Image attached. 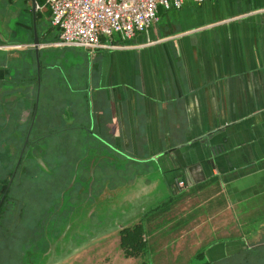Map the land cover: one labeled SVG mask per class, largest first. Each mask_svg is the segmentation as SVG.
I'll return each mask as SVG.
<instances>
[{"label":"crops","instance_id":"obj_1","mask_svg":"<svg viewBox=\"0 0 264 264\" xmlns=\"http://www.w3.org/2000/svg\"><path fill=\"white\" fill-rule=\"evenodd\" d=\"M39 32L53 41L35 47L33 39L28 45L0 38V46L25 47L0 49L7 133L22 139L28 129L41 132L47 125L76 140L82 126L59 125L55 92L42 106L37 101L35 61L37 55L46 66L41 51L73 47L56 45L57 28ZM111 42L120 48H80L91 72L88 110L79 118L101 140L91 136L105 151L102 165L118 172L126 161L145 165L147 173H135L133 180L156 178L164 200L176 196L161 216L163 232H150L149 241L164 249L165 243L189 245L187 260L200 253L199 260L212 264H264V0H187L179 10L159 9L146 31L129 40L115 35ZM66 96L74 122L75 98ZM114 150L126 161L119 162ZM155 207L150 201L131 214L140 219Z\"/></svg>","mask_w":264,"mask_h":264},{"label":"rangeland","instance_id":"obj_2","mask_svg":"<svg viewBox=\"0 0 264 264\" xmlns=\"http://www.w3.org/2000/svg\"><path fill=\"white\" fill-rule=\"evenodd\" d=\"M32 5V0H0L1 40L32 44L30 38ZM37 23L39 31L52 29L47 6H37L36 26ZM16 47L17 49H14L11 45H6L0 46V49L8 52L25 48ZM86 55L87 53L80 48L46 49L41 51V62L44 61L46 66L39 64L40 59L35 55L36 72H40L36 78L37 81L39 78L40 89H38L37 101L40 100L42 106L45 96L48 101L55 92L54 100L59 98L55 104L56 109L58 110V106H62V111L58 116L59 119L61 116L59 125L73 126L77 123V126L82 127L77 129L76 140L73 139L75 134L65 129H61L59 132L45 125L41 132L34 128L31 134V130L28 129L25 140H28L30 135V143L37 140V144H34L35 152L31 154L30 151H27L25 158L29 161V169L35 171V174L38 173L36 176L39 179L32 181L24 176L25 185H20L17 180L11 185L16 191L26 192L25 199L32 205H27L26 214L21 218L28 224L25 223L24 226L18 223L17 227L11 226L10 230L8 229L7 232L11 236L8 237L7 242H10L11 247L7 248V261H1L0 264H141L140 258L124 257L119 248L118 230L125 224L138 221L139 213L131 214L134 209L137 210L150 201L153 202V205L158 206L160 202L168 200H164L163 192L155 187V185L161 184L160 180L156 178L147 182L133 180L135 173L147 171L145 165L137 166L126 161L122 158V153L119 155L115 150L112 153L117 155L119 162L121 160L128 162V167L123 168V172H118V170H112L107 162L102 165L99 156L101 152L105 153V151H101L100 143L92 140L91 136L96 140H100V138L93 132L84 130L86 126L82 123L83 115H80L81 112L84 113L88 110L86 101L88 94L85 92V88L89 87L91 71L83 63V56ZM1 57H3L2 52H0ZM75 80L80 83V86L75 85ZM63 92L75 98L72 100L76 107L74 122L70 121L71 113L69 114V111L65 109L68 97L63 95ZM32 93L36 95L35 88ZM76 98L81 103H78ZM52 112L55 111L50 109L49 114ZM5 114L1 113L0 116L6 119L3 116ZM1 120L0 117V124ZM2 126L0 125V162L4 163L6 162L5 155L10 154L14 157L17 155L18 148L15 146V140L21 134L5 133V127ZM91 162L94 164L91 165ZM113 166L116 167V164L114 163ZM109 175H114V178ZM11 178H9L7 186L11 184ZM31 187H35L37 190V197L30 195ZM2 191L3 185L0 183V194ZM144 195L146 197H143ZM171 201L172 204L175 203L176 196ZM6 202L7 200L4 201L2 207L5 206L7 209ZM127 204L133 205L134 209ZM149 207L151 205H148L147 208ZM161 221V217H158L154 219V224ZM40 223L43 226L35 227ZM14 225L16 224L14 223ZM158 226L160 224H157ZM36 231L40 233L35 236L33 232ZM0 233H2L1 229ZM20 237L26 238L24 239L25 244H21L17 249ZM28 239L31 240L26 241ZM173 240L171 241L174 242ZM177 241L179 240L177 239ZM30 244L31 253L25 256L24 251ZM163 245L157 242L153 243V247L151 246L150 254H148L152 261L151 264H212L197 258L187 260L186 253L191 249L189 245L175 246L165 243L166 249ZM214 264H227V262Z\"/></svg>","mask_w":264,"mask_h":264},{"label":"built area","instance_id":"obj_3","mask_svg":"<svg viewBox=\"0 0 264 264\" xmlns=\"http://www.w3.org/2000/svg\"><path fill=\"white\" fill-rule=\"evenodd\" d=\"M187 0H46L52 28L59 30L57 46L120 48L111 40H129L158 19V11L179 10ZM199 5L205 0H190ZM110 40L103 43V40ZM179 186L183 183L179 182Z\"/></svg>","mask_w":264,"mask_h":264},{"label":"trees","instance_id":"obj_4","mask_svg":"<svg viewBox=\"0 0 264 264\" xmlns=\"http://www.w3.org/2000/svg\"><path fill=\"white\" fill-rule=\"evenodd\" d=\"M34 1L36 2V5L38 7H41L42 5L46 6V0H34ZM31 26H32V22H31ZM36 28H37V34H38L40 43H49L50 41H53L51 39L48 40V37H42L41 32H39L38 30V23H37ZM30 38L31 40L33 39L32 29L30 31ZM0 95H1L0 96V115L1 113L2 114L6 113L5 115H3L5 116L6 119L0 116L2 118L1 120L2 122L0 125H3L2 127H5L4 132L7 133V110H6L7 102L3 101V98H7V83L0 84ZM32 115L30 117V121H32V118H33ZM34 120L36 121V117L34 118ZM35 121H34V124H35ZM27 132L28 130L22 134V139H19L18 137L15 140V146H17L19 142V146L17 147L18 148L17 155L15 157L10 156L8 160H7V155H5L6 162L4 163L0 162V183H2L3 185V191L0 194V201H1L0 203V229L2 232L0 233V262L1 261L5 262V260L7 261V248L11 247L9 245L10 242H7L8 237L11 236L9 232H7L8 229L11 226L17 227L18 223L23 224L24 226H25V223L28 224L27 221H24L21 218H23L24 215L26 214L25 210H26L27 205H30V204L32 205V203H27L25 199V197L27 196L26 192L22 193L21 191H16L14 187H11V185L13 184V182H15V180L19 181L20 185H25L26 180L24 176H26L28 180H32V181L39 179V177L36 176L38 175V173L35 174V171H32V169H29L30 167L28 163L29 161L28 159L25 158L26 149L28 148V145L30 144V141H29L30 135L28 137L27 142H25ZM31 132L32 131H30V134ZM36 142L37 140H35V143ZM24 144H25V147L19 159V154ZM17 163L18 165H16ZM30 172H33V173H30ZM40 173H43V172H40ZM10 177H12L11 178L12 182L10 185L7 186L8 180ZM29 191H30L31 196L37 197L36 196L37 190L35 189V187H31ZM172 198L173 196L172 197L170 196L166 202H161L158 206L153 208L151 211H147L146 213L142 214L141 218L139 219L137 223H134L131 226H125L118 231L119 248L122 250L125 258H140L141 264H151L152 263V261L149 259L150 257L148 256V254H150V249H151V246L153 247V243L152 241H149L148 238L150 237L149 236L150 232H151V235L159 232L160 229H161V232H163V222L164 221L157 223V224H160V226L158 227L156 223L151 224V222L153 218L156 219L158 217H161L164 213L168 212V210L171 209L170 205L172 204V201H171ZM6 200H7L6 202L7 209L5 208V206L2 207V204ZM14 223L16 225H14ZM41 226H43V224L40 223V225L38 226L36 224L35 227H41ZM33 233L36 236L40 232L38 233L36 231ZM39 238L41 237L39 236ZM24 239L26 238L20 237L18 239L20 243L19 245H17V249L21 246V244L23 243L25 244ZM29 240L31 239H28L26 241H29ZM30 246L31 244L24 251L25 256L31 253ZM194 257L197 259H200L201 255L200 253H197L195 254ZM205 263H208V262H205Z\"/></svg>","mask_w":264,"mask_h":264},{"label":"water","instance_id":"obj_5","mask_svg":"<svg viewBox=\"0 0 264 264\" xmlns=\"http://www.w3.org/2000/svg\"><path fill=\"white\" fill-rule=\"evenodd\" d=\"M32 21H33V25H32V28H33V45L36 47L39 45V38H38V35H37V30H36V23H35V12H36V9H37V6H36V3L34 0H32Z\"/></svg>","mask_w":264,"mask_h":264},{"label":"flooded vegetation","instance_id":"obj_6","mask_svg":"<svg viewBox=\"0 0 264 264\" xmlns=\"http://www.w3.org/2000/svg\"><path fill=\"white\" fill-rule=\"evenodd\" d=\"M25 142H27V139L25 140ZM34 144H37V143H35V142H33L32 144L30 143L29 145H28V148L26 149V152L27 151H30V153L31 154H33L34 152H35V149H34ZM24 147H25V144L23 145V148H21V151H20V154H19V159H20V157H21V155H22V153H23V149H24ZM101 159H102V157H101V155L99 156ZM16 165H18V163L16 164ZM179 186V185H178ZM180 187V186H179ZM123 227H121V229H122ZM119 231V230H118Z\"/></svg>","mask_w":264,"mask_h":264}]
</instances>
